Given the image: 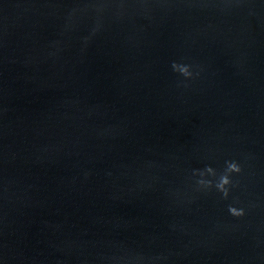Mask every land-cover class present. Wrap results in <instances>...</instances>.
<instances>
[{
  "label": "water",
  "instance_id": "95a60500",
  "mask_svg": "<svg viewBox=\"0 0 264 264\" xmlns=\"http://www.w3.org/2000/svg\"><path fill=\"white\" fill-rule=\"evenodd\" d=\"M0 264H264V0H0Z\"/></svg>",
  "mask_w": 264,
  "mask_h": 264
},
{
  "label": "clouds",
  "instance_id": "9594fccd",
  "mask_svg": "<svg viewBox=\"0 0 264 264\" xmlns=\"http://www.w3.org/2000/svg\"><path fill=\"white\" fill-rule=\"evenodd\" d=\"M181 74L185 77V78H191L192 77V71L191 68L189 66L184 67V69L182 70ZM235 168V166H233ZM236 171H239L238 168L235 169ZM208 173H212V169L208 168L207 169ZM201 183H203V181H201ZM228 183L227 179L223 180V184ZM223 184H220V187H223Z\"/></svg>",
  "mask_w": 264,
  "mask_h": 264
}]
</instances>
